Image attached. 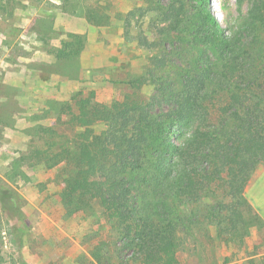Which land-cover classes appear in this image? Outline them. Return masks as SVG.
<instances>
[{
  "label": "trees",
  "instance_id": "obj_1",
  "mask_svg": "<svg viewBox=\"0 0 264 264\" xmlns=\"http://www.w3.org/2000/svg\"><path fill=\"white\" fill-rule=\"evenodd\" d=\"M156 1L159 41H140L152 55L125 83L132 94L109 104L95 91L73 96L61 104L67 132L38 125L23 157L57 172L66 220L97 217L96 246L75 264H183L207 247L242 248L261 225L244 194L264 165V0H237L233 22L219 21L211 0ZM84 15L99 29L112 22L99 5ZM85 48L71 33L55 57L73 62ZM13 198L0 190V249Z\"/></svg>",
  "mask_w": 264,
  "mask_h": 264
},
{
  "label": "rangeland",
  "instance_id": "obj_2",
  "mask_svg": "<svg viewBox=\"0 0 264 264\" xmlns=\"http://www.w3.org/2000/svg\"><path fill=\"white\" fill-rule=\"evenodd\" d=\"M156 3L0 0V120L9 121L0 125V190H10L15 202V210L3 214L9 231L3 234L2 264H19L20 256L27 264H75L77 254L95 248L97 217L66 220L57 172L35 168L23 157L38 142V125L67 132L63 124L71 117L61 104H73V96L95 91L99 103L109 104L132 94L125 83L144 71L152 55L140 41H159ZM96 5L108 10L109 27L99 29L85 19L87 8ZM211 7L221 22L239 16L237 0H211ZM247 10L248 3L243 13ZM71 33L84 36L86 48L76 61L57 62L55 51ZM224 249L213 253L207 247L205 253L180 259L183 264H223ZM231 254L237 258L235 248ZM249 261L232 264H263Z\"/></svg>",
  "mask_w": 264,
  "mask_h": 264
},
{
  "label": "crops",
  "instance_id": "obj_3",
  "mask_svg": "<svg viewBox=\"0 0 264 264\" xmlns=\"http://www.w3.org/2000/svg\"><path fill=\"white\" fill-rule=\"evenodd\" d=\"M244 196L249 208L259 216L261 225L251 230L250 236L245 240L242 248L235 247L238 254H236V259L233 260L232 254L231 257L228 255L229 251L232 252L234 247L224 249L228 250V253L223 251V264L240 263L241 261L248 263L249 259H260V263L264 264V165L258 167L252 176L246 186ZM251 254V257H245ZM226 259H228L227 263L225 262Z\"/></svg>",
  "mask_w": 264,
  "mask_h": 264
}]
</instances>
